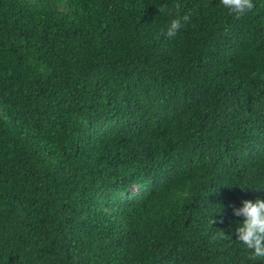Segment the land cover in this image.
Masks as SVG:
<instances>
[{"label": "trees", "instance_id": "trees-1", "mask_svg": "<svg viewBox=\"0 0 264 264\" xmlns=\"http://www.w3.org/2000/svg\"><path fill=\"white\" fill-rule=\"evenodd\" d=\"M0 264H264V0H0Z\"/></svg>", "mask_w": 264, "mask_h": 264}]
</instances>
